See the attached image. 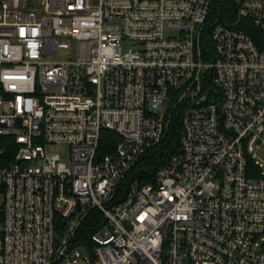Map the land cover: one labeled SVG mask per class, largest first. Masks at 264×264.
<instances>
[{"label": "built area", "instance_id": "1", "mask_svg": "<svg viewBox=\"0 0 264 264\" xmlns=\"http://www.w3.org/2000/svg\"><path fill=\"white\" fill-rule=\"evenodd\" d=\"M234 2L0 0V264H264V0Z\"/></svg>", "mask_w": 264, "mask_h": 264}, {"label": "trees", "instance_id": "2", "mask_svg": "<svg viewBox=\"0 0 264 264\" xmlns=\"http://www.w3.org/2000/svg\"><path fill=\"white\" fill-rule=\"evenodd\" d=\"M209 18L219 22L231 23L236 19V6L234 0H212ZM254 38L256 43L262 38V35L251 27L244 26ZM181 128L178 124L171 127L169 133L158 145L149 148L126 173L119 187V195L125 192L130 183L137 181L141 184L151 183L157 170L167 164L168 159L178 151V139ZM118 138L113 132L104 131L101 135V144L99 154L111 153L115 147ZM101 215L93 210L87 216L85 222L78 231L79 245L90 244L89 236L100 223Z\"/></svg>", "mask_w": 264, "mask_h": 264}, {"label": "rangeland", "instance_id": "3", "mask_svg": "<svg viewBox=\"0 0 264 264\" xmlns=\"http://www.w3.org/2000/svg\"><path fill=\"white\" fill-rule=\"evenodd\" d=\"M123 48L126 49L127 48V44H124L123 45ZM53 151L55 152H59L60 156H61V159L67 163V148H64V147H53ZM264 157V156H263ZM264 160V158H263Z\"/></svg>", "mask_w": 264, "mask_h": 264}]
</instances>
